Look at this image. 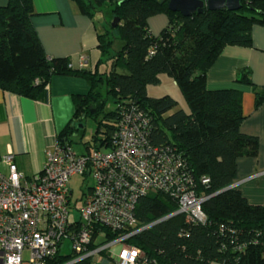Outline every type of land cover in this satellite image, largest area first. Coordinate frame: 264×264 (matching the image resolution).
<instances>
[{
	"label": "trees",
	"instance_id": "trees-1",
	"mask_svg": "<svg viewBox=\"0 0 264 264\" xmlns=\"http://www.w3.org/2000/svg\"><path fill=\"white\" fill-rule=\"evenodd\" d=\"M71 1L91 18L104 5L109 8L110 19L97 34L98 66L104 69L74 70L65 57H47L31 24L32 0H8L0 7V87L47 101L52 76L81 77L89 91L74 96L73 118L58 133L57 141L71 145L69 136L76 123L103 109L90 114L92 99L102 100L104 105V97L110 96L116 108L97 128L99 131L100 125H105V139L93 147L85 144V152L110 149L122 113L136 106L151 119L150 141L180 154L192 173L196 192L207 196L201 204L205 221L187 220L184 214L167 217L176 211L177 201L163 192L140 197L135 207L136 228L150 226L127 240L143 252L138 264H264V203H249L233 186L237 159L255 157L258 141L240 131L244 119L240 92L206 87L207 72L224 47L250 46L252 27L264 26V0H239L237 10L204 7L190 16L170 11L168 0ZM157 14H164L167 24L153 36L148 19ZM113 18H118L115 27ZM114 39L122 42L118 51L112 50ZM243 72L238 80L251 83L249 71ZM161 74L170 76L179 87L189 113L174 110L177 101L169 95H147L146 86L158 84ZM254 92L259 104L264 100V88ZM202 177L209 183L202 185ZM104 231L107 240L118 235ZM66 249L46 264H68L74 255ZM69 264L110 261L101 251L97 258Z\"/></svg>",
	"mask_w": 264,
	"mask_h": 264
},
{
	"label": "built area",
	"instance_id": "built-area-1",
	"mask_svg": "<svg viewBox=\"0 0 264 264\" xmlns=\"http://www.w3.org/2000/svg\"><path fill=\"white\" fill-rule=\"evenodd\" d=\"M85 65L83 58L80 66ZM150 124V117L132 106L122 113L110 149L77 153L68 142L56 140L41 170L30 177L18 170L13 154L4 155L0 264H46L66 243L74 255L69 263L104 251L110 264H138L143 252L127 240L150 226L136 228L135 207L152 192L177 201L176 211L167 217L184 214L187 220L204 222L201 204L207 196L196 192L192 173L174 148L150 141ZM78 175L90 177L93 184L72 202L69 182ZM200 181L209 183L207 177ZM104 228L118 235L107 240Z\"/></svg>",
	"mask_w": 264,
	"mask_h": 264
},
{
	"label": "crops",
	"instance_id": "crops-1",
	"mask_svg": "<svg viewBox=\"0 0 264 264\" xmlns=\"http://www.w3.org/2000/svg\"><path fill=\"white\" fill-rule=\"evenodd\" d=\"M8 0H0V7ZM34 15L31 24L49 58L65 57L74 70L94 71L100 60L94 18L79 12L71 0H32ZM102 24L104 25L105 22ZM167 18L157 14L148 19L153 36L166 26ZM104 31V26H103ZM86 65L81 67V60ZM249 71L251 83L238 80ZM206 87L235 89L240 92L244 119L240 131L255 136L258 152L255 157L236 161L234 186L251 204L264 203V100L255 103L254 89L264 88V26L251 29V45L226 46L207 72ZM89 85L76 76L54 75L49 82L47 101L31 99L0 87V170L6 172L1 159L13 154L18 170L30 177L44 165L58 133L72 120L75 95H86Z\"/></svg>",
	"mask_w": 264,
	"mask_h": 264
},
{
	"label": "rangeland",
	"instance_id": "rangeland-1",
	"mask_svg": "<svg viewBox=\"0 0 264 264\" xmlns=\"http://www.w3.org/2000/svg\"><path fill=\"white\" fill-rule=\"evenodd\" d=\"M164 15V14H161ZM155 16V15H154ZM165 16V15H164ZM152 17V16H151ZM94 19L98 23L100 33L103 32V24L105 21H109L110 19V11L107 5L102 7V10L98 12ZM122 42L119 39H114L112 43V50L118 51L121 48ZM105 66H101L100 69H104ZM147 95L151 97H161L163 95L171 96L175 101H177L176 109H183L185 112L189 113L190 108L188 103L186 102L181 90L179 87L172 81L171 77L167 74L160 75V82L158 84H149L146 86ZM105 94V93H103ZM104 105L101 112H98L93 117L87 116L80 123H82L83 127L76 129L72 135L69 136V141L73 150L77 153H84L86 151L85 144L91 147L99 144L100 140L105 139V125H100V130L97 131L98 124H105L106 119L105 116L109 111H113L116 108V103L113 98L108 96L104 97ZM173 110V111H174ZM79 122L76 123L78 126ZM93 180L90 177L83 178L78 175L72 177L69 182V189L72 190V202L74 200H78L83 192H87L88 188L92 186ZM81 204L80 201L77 202V207ZM74 216H78V213L74 211ZM75 218V217H74ZM69 250V243L67 244ZM66 249V251L68 252ZM65 252V253H67ZM29 258V253L25 251L23 253V261H27ZM210 264H219L216 262H212Z\"/></svg>",
	"mask_w": 264,
	"mask_h": 264
},
{
	"label": "water",
	"instance_id": "water-1",
	"mask_svg": "<svg viewBox=\"0 0 264 264\" xmlns=\"http://www.w3.org/2000/svg\"><path fill=\"white\" fill-rule=\"evenodd\" d=\"M167 7L172 12H178L183 16H190L194 13H201L204 7L209 10L227 8L237 10L240 7L239 0H168ZM118 23V18H113L111 25L113 27ZM93 104L89 107V113H97L103 106L102 100L92 99ZM82 123L76 126V129L82 128ZM234 186V184H233Z\"/></svg>",
	"mask_w": 264,
	"mask_h": 264
}]
</instances>
